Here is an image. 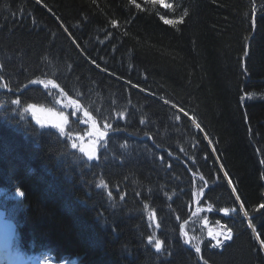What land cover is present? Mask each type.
Masks as SVG:
<instances>
[{"label":"trees","instance_id":"1","mask_svg":"<svg viewBox=\"0 0 264 264\" xmlns=\"http://www.w3.org/2000/svg\"><path fill=\"white\" fill-rule=\"evenodd\" d=\"M174 9L0 0V208L26 247L75 264H202L180 226L205 187L202 207L238 209L234 218L203 210L187 224L205 263L264 264V0H175ZM2 78L12 90L56 82L102 128L123 132L90 159L85 117L63 132L39 126L22 110L58 93L15 94ZM207 221L234 232L223 249Z\"/></svg>","mask_w":264,"mask_h":264},{"label":"snow or ice","instance_id":"2","mask_svg":"<svg viewBox=\"0 0 264 264\" xmlns=\"http://www.w3.org/2000/svg\"><path fill=\"white\" fill-rule=\"evenodd\" d=\"M150 2L153 3V4H156L158 2L159 3H163V0H150ZM131 3L135 4V0H131ZM164 6L165 7H168V8H171L172 7L171 4H165ZM136 7L139 8V5H136ZM184 15H187V12H185ZM160 18L164 21L165 24L175 25L176 23L183 22V16H181L178 21H173V20L165 19L163 16H161ZM112 23H113V25H116L117 22L116 21H112ZM253 26H255V20H253ZM245 55H248V53L245 52ZM93 63H95V62L93 61ZM32 83H40V82L39 81H32ZM5 87H7V86L5 85ZM61 91H63V90L61 89ZM241 99H243V97ZM73 103L74 104H78V102H76V101H73ZM72 114L74 116L76 115L75 112H73ZM84 116L85 117H90V114L87 111H85L84 112ZM36 122L37 123H42V121L38 117H37V121ZM64 123H67V117H63L62 116V123L59 124V125H57V127L60 128L61 132L64 131V128H63V124ZM141 123H144V121L141 120ZM92 129H93V134L96 136V139L92 140L91 144L89 145V147L87 149H85L83 147L81 148V151L82 152H86V154L88 155V157L90 159L93 156L96 155L97 145L100 144V142L103 141L108 136V133L110 131H112V132L119 131V129H113V126L110 123H105L104 124V127H103V130H101L96 125V123H95L94 120L92 122ZM146 135H147V133H146ZM72 146L75 148L77 145L75 143H73ZM261 162L264 163V161H261ZM225 175H227V174L225 173ZM229 183H231V181H229ZM261 207H264V205H261ZM220 211L224 212L225 215H228L229 214V210L228 209H221ZM177 219H179V217H177ZM180 230H181V233L183 235H185V236L187 235L184 232V225H181L180 226ZM208 235L211 236L213 240H215V244L212 245L213 247H221L223 245V242L224 241H228V240H231L232 239V230H231V228H228L226 233H221V234H213L212 231H209ZM219 235H223V241L218 238ZM185 242L186 243H190L191 241L190 240H186ZM260 244H261L262 247H264V240H261L260 241ZM193 246L195 247L196 253H200V250L201 249H200L199 244H195ZM156 248H157V250H160V248H161V242L160 241H157L156 242Z\"/></svg>","mask_w":264,"mask_h":264},{"label":"rangeland","instance_id":"3","mask_svg":"<svg viewBox=\"0 0 264 264\" xmlns=\"http://www.w3.org/2000/svg\"><path fill=\"white\" fill-rule=\"evenodd\" d=\"M160 4L162 6H164L165 4H171L172 5L171 8L166 7L167 13H174L176 11V9H174L175 0H163V3H160ZM27 109L29 110V109H31V107H29ZM27 109H23L22 113H25V110H27ZM41 109H43V108H40V107L34 108L33 109V116L36 119V121H37V117H38L42 121V124L57 127V125L62 123V116L65 117L57 109H54L51 107H46L43 110H41ZM73 111H74V109H72L69 120L67 121V123L63 124L64 130H65L66 126L70 125V120H71V116H72ZM57 128H59V127H57ZM1 217H2V220H4L3 216H1ZM4 223H5V221H4ZM210 231L214 232L215 230L210 229ZM2 235H4V234H2ZM0 251L2 252V256H3V258H0V264H17L16 261H12V259L15 258L17 253L13 252V251L11 252L9 250V245H8L7 241H5V240L2 241L1 246H0ZM32 257L33 256H30L29 259L31 260ZM36 257L38 259H41L43 262L51 261V256H49L47 254L37 255ZM51 264H56V263L52 262Z\"/></svg>","mask_w":264,"mask_h":264},{"label":"bare ground","instance_id":"4","mask_svg":"<svg viewBox=\"0 0 264 264\" xmlns=\"http://www.w3.org/2000/svg\"><path fill=\"white\" fill-rule=\"evenodd\" d=\"M19 93H21V92H19ZM19 93H16V94H19ZM1 216L4 217L3 211H0V237L1 238H10L13 231H14L13 223L8 221V220H2ZM4 221H5V223H4ZM2 234H4V235H2Z\"/></svg>","mask_w":264,"mask_h":264},{"label":"water","instance_id":"5","mask_svg":"<svg viewBox=\"0 0 264 264\" xmlns=\"http://www.w3.org/2000/svg\"><path fill=\"white\" fill-rule=\"evenodd\" d=\"M197 209V204H196V206H195V208H194V210H196ZM186 237L188 238V240H190V236L189 235H186ZM189 245H190V243H188ZM200 256H201V260L203 261V254H202V252L200 251Z\"/></svg>","mask_w":264,"mask_h":264}]
</instances>
